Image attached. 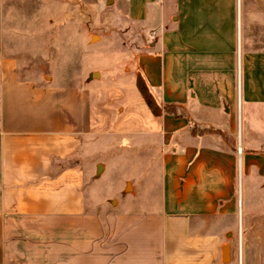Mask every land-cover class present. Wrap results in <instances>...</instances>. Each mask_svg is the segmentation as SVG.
I'll return each mask as SVG.
<instances>
[{
	"label": "crops",
	"instance_id": "0c3cea01",
	"mask_svg": "<svg viewBox=\"0 0 264 264\" xmlns=\"http://www.w3.org/2000/svg\"><path fill=\"white\" fill-rule=\"evenodd\" d=\"M120 1L134 105L110 118L102 73L58 83L0 0V264H264V0ZM105 130L141 157L111 209Z\"/></svg>",
	"mask_w": 264,
	"mask_h": 264
},
{
	"label": "rangeland",
	"instance_id": "374dc122",
	"mask_svg": "<svg viewBox=\"0 0 264 264\" xmlns=\"http://www.w3.org/2000/svg\"><path fill=\"white\" fill-rule=\"evenodd\" d=\"M4 1L6 16L19 21V33H31L36 38L41 53L39 66L44 72L52 74L58 83L73 86L83 85L87 78L92 80L94 72L98 73L93 79H100L98 74L102 73L106 89L100 107L111 110L106 117L130 112L134 104L125 99L122 90L129 58L121 52L135 44L140 33L129 24L120 0ZM258 123L253 122L256 128ZM107 131L93 140L98 145L92 147V152H97L88 157L87 185L90 195L103 197L111 209L119 198L133 202L134 196L124 195L132 192L131 179L137 181L142 173L136 168L141 157L133 153L130 138L122 136L117 144L121 148H116V137Z\"/></svg>",
	"mask_w": 264,
	"mask_h": 264
},
{
	"label": "trees",
	"instance_id": "16d2710c",
	"mask_svg": "<svg viewBox=\"0 0 264 264\" xmlns=\"http://www.w3.org/2000/svg\"><path fill=\"white\" fill-rule=\"evenodd\" d=\"M167 110H168V111H171V108L168 107Z\"/></svg>",
	"mask_w": 264,
	"mask_h": 264
},
{
	"label": "bare ground",
	"instance_id": "6f19581e",
	"mask_svg": "<svg viewBox=\"0 0 264 264\" xmlns=\"http://www.w3.org/2000/svg\"><path fill=\"white\" fill-rule=\"evenodd\" d=\"M93 38H95V36H93Z\"/></svg>",
	"mask_w": 264,
	"mask_h": 264
},
{
	"label": "water",
	"instance_id": "95a60500",
	"mask_svg": "<svg viewBox=\"0 0 264 264\" xmlns=\"http://www.w3.org/2000/svg\"><path fill=\"white\" fill-rule=\"evenodd\" d=\"M94 75H96V73H94Z\"/></svg>",
	"mask_w": 264,
	"mask_h": 264
}]
</instances>
